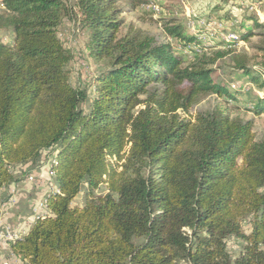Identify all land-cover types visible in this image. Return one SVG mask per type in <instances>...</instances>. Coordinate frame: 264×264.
Instances as JSON below:
<instances>
[{"label": "trees", "instance_id": "1", "mask_svg": "<svg viewBox=\"0 0 264 264\" xmlns=\"http://www.w3.org/2000/svg\"><path fill=\"white\" fill-rule=\"evenodd\" d=\"M147 1L1 0L0 30L12 41L0 38V189L45 157L58 191L46 197L49 213L10 242L23 264H264V138L227 107L263 114L264 74L236 58L229 86L210 68L215 57L171 20L163 27L174 48L118 36L120 14ZM69 15L88 55L106 61L91 98L70 82L72 52L58 36ZM248 18L238 38L254 28L264 37V21ZM209 94L222 102L181 116ZM103 183L108 192L95 195ZM83 185L84 205L72 206ZM228 238L243 243L234 257Z\"/></svg>", "mask_w": 264, "mask_h": 264}, {"label": "rangeland", "instance_id": "2", "mask_svg": "<svg viewBox=\"0 0 264 264\" xmlns=\"http://www.w3.org/2000/svg\"><path fill=\"white\" fill-rule=\"evenodd\" d=\"M69 5H73V0H63ZM154 2L159 5L160 10L158 13L151 8L149 2ZM142 3L137 8L122 12L119 18L123 19L121 26L119 27L118 36L124 35L127 32H138L141 36L149 35L158 38L161 42H169L174 48L175 42L171 37H168L163 23L167 20L173 21V23L180 24L184 27L185 33L189 36H195L190 32V29L186 25V16L188 14L194 15V19L197 21H224L225 31L223 34L217 33L216 37L210 39L206 44H202L204 48L203 52L210 57H215V62L210 65V68L215 69V75L223 80L224 83H229L231 77H235L236 72L233 70V60L236 58L244 57L250 68L258 73L264 74V37L261 30L257 28L253 29V34L248 36V40L231 39L226 40L225 37L232 31L239 37V32L243 31L242 24L250 26L252 24L248 17L255 16L259 21H264V0H148ZM118 8H124L125 2L119 1ZM1 8V7H0ZM198 34H203L205 29L198 28ZM58 36L64 41L65 46L71 50L72 59L69 63V69L71 71L70 82L73 86L85 89L88 96L91 98L94 93V79L98 73L106 66L105 60H97L92 58L87 53L86 48V32L80 27L78 21L74 16H65L60 25ZM0 38L4 43H10L12 41L11 33L8 30H0ZM196 38V36H195ZM177 46V45H176ZM176 49V48H175ZM224 53L222 57H217L216 53ZM185 54V53H184ZM185 56H190L186 53ZM188 58V57H187ZM256 90V87L252 83L251 89L248 93H252ZM248 95V94H247ZM223 98H218L215 94L201 95L196 103H194L187 112L179 111L182 117L190 118L199 110L210 108L214 101L222 102ZM235 106V103L227 102L228 112L231 116H240L244 119H250L252 121V132L256 140L264 138V113L260 115H254L249 109L248 104L245 106ZM90 108L88 101L82 105L83 111L86 113ZM192 121V120H191ZM112 162L116 159L114 157L108 159ZM39 162V161H38ZM38 162L31 165L34 169L37 167ZM122 159L118 161L121 163ZM120 169V168H119ZM30 170V169H29ZM14 173V177L19 182L13 184L15 189L13 192L9 189H0V203L4 196L10 197L15 192L17 195L23 191L19 190L18 186L21 181H27V172L24 174L21 168L17 167ZM39 176V175H38ZM36 175V177L38 178ZM36 178V179H37ZM54 178V177H53ZM34 177L33 183L37 185L38 179ZM17 185V187H16ZM22 187V186H21ZM85 185L82 186L81 192L72 200V206H83L85 201ZM108 192L106 184H101L94 192L95 195H103ZM15 193V194H16ZM51 193V192H50ZM49 193V194H50ZM48 194V195H49ZM44 194L41 199H44ZM10 199V198H9ZM9 200H7L8 202ZM42 203V202H41ZM15 215L16 220L20 222L23 218L24 208ZM44 206L39 205V208ZM46 211V207L43 209ZM1 215V213H0ZM1 218V217H0ZM22 218V219H21ZM23 221V220H22ZM242 229L245 233L250 231V225L248 220L242 222ZM13 229L7 227V229L1 233L0 237L5 240L7 233H12ZM227 249L234 257L238 255L243 247L241 240L228 238L226 241ZM3 248L0 245V255L3 252Z\"/></svg>", "mask_w": 264, "mask_h": 264}, {"label": "crops", "instance_id": "3", "mask_svg": "<svg viewBox=\"0 0 264 264\" xmlns=\"http://www.w3.org/2000/svg\"><path fill=\"white\" fill-rule=\"evenodd\" d=\"M45 158V157H44ZM40 158L38 165L36 168L28 171L29 173L27 175H33L35 179L38 176V182L37 185L34 183H29L25 179L20 182L18 186L17 192H20L18 195L17 193L12 194L9 201L2 204L0 207V235L2 232H4L7 227L13 229V232H24L26 233L31 224L33 223V219L37 214L45 213L46 211L43 210V208H39V205L41 204L42 200L46 199L48 194L50 192L57 191V186L55 184L54 178L49 177L48 170H49V161L48 159ZM36 179V180H37ZM22 186V187H21ZM17 187V185H16ZM15 186L13 188H10V190H14ZM44 194L45 198L41 199L42 195ZM26 205L24 208V214H23V221L21 220L18 222L16 220V214L22 209V206ZM48 210V208L46 209ZM49 211V210H48ZM10 242L3 241V239L0 237V245L1 248H3V252L0 255V264L4 261H7L9 264H23L19 259L16 258L15 255H13L10 251Z\"/></svg>", "mask_w": 264, "mask_h": 264}, {"label": "built area", "instance_id": "4", "mask_svg": "<svg viewBox=\"0 0 264 264\" xmlns=\"http://www.w3.org/2000/svg\"><path fill=\"white\" fill-rule=\"evenodd\" d=\"M149 5L151 6V8L155 11V13H158L160 10V7L158 4L154 3V2H149ZM0 7H2L1 5V0H0ZM186 25L187 27L190 29V32L192 34H194L196 36V40L198 42H200L201 44H206L207 41H209L210 39H213L216 37L217 33H221L223 34L225 29V22L224 21H212V22H206V21H197L194 19V15L188 14L186 16ZM199 27H202L203 29H205V32L203 34H198L197 31H199ZM226 40H231V39H238V36L236 35V33L234 31H232L231 33H229L227 35V37H225ZM55 163V160L49 161V170H48V175L49 177H54V171L51 169V165H53ZM34 181V176L33 175H28L27 176V182L29 183H33ZM13 188V187H12ZM11 192H13V190H11ZM58 192V191H56ZM41 206H44L43 209L46 207L47 209V201L46 199L42 200ZM49 210V209H48ZM46 210L45 213H41V214H37L33 221H35V219L41 215H45L48 214L49 211ZM24 232H12V233H7V237L5 238V241L8 242H13L15 239L21 237L22 235H24ZM1 264H9L7 261L2 262Z\"/></svg>", "mask_w": 264, "mask_h": 264}]
</instances>
